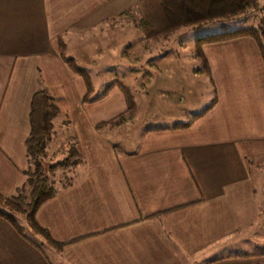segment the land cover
Instances as JSON below:
<instances>
[{"label": "crops", "instance_id": "0c3cea01", "mask_svg": "<svg viewBox=\"0 0 264 264\" xmlns=\"http://www.w3.org/2000/svg\"><path fill=\"white\" fill-rule=\"evenodd\" d=\"M138 1L0 0V194L15 196L26 180L30 101L42 88L59 108L53 123L65 124L66 149L82 160L66 172L70 185L59 184L36 214L60 247L39 235L28 241L0 219V264H264L259 47L251 37L204 45L209 76L194 42L191 54H143L142 70L131 63L137 53L105 51L109 31L139 27L129 12ZM59 37L76 63L130 60L128 70L145 76V115L165 124L122 135L138 118L135 98L132 119L98 128L125 111L123 94L114 87L106 102L84 103V82L62 60ZM182 59L199 67L185 68ZM214 87L215 105L174 128L210 105Z\"/></svg>", "mask_w": 264, "mask_h": 264}, {"label": "trees", "instance_id": "16d2710c", "mask_svg": "<svg viewBox=\"0 0 264 264\" xmlns=\"http://www.w3.org/2000/svg\"><path fill=\"white\" fill-rule=\"evenodd\" d=\"M250 10H256L260 14L259 24L256 27L225 30L194 41V58L201 65L203 72L209 76V67L202 51L206 44L251 37L256 41L264 63V2L259 3L257 0H139L129 12L139 17V28L143 38L158 42L172 36L182 28H202L211 21L230 20ZM58 50L65 64L78 74L84 82L86 89L82 99L84 103L105 96L114 87L123 94L126 105L125 111L112 121L99 124L98 128L107 124L119 125L133 118L137 110V103L134 94L126 84L118 79H113L107 84L100 96L94 97L95 91L90 76L77 65L75 59L67 56L66 44L62 37L58 38ZM213 92V99L205 110L194 115L190 121L175 125L174 128L187 127L209 111L216 103L215 87ZM58 113L59 108L47 89L42 88L32 95L29 110L30 131L25 140L29 159L28 167L23 171L26 180L17 189L18 194L13 199L0 194V219L8 222L20 236L28 241L30 239L26 232L30 230L57 248L60 245L53 241L49 233L38 224L36 214L39 208L57 191L59 184L50 180L54 171L61 168L62 176L66 178V172L69 168L82 163L75 147H70L66 156L54 164L43 162L48 143L54 133L53 120ZM62 182L60 183L61 186L68 187L71 179L66 178ZM17 216L22 217L24 225L18 221Z\"/></svg>", "mask_w": 264, "mask_h": 264}, {"label": "rangeland", "instance_id": "374dc122", "mask_svg": "<svg viewBox=\"0 0 264 264\" xmlns=\"http://www.w3.org/2000/svg\"><path fill=\"white\" fill-rule=\"evenodd\" d=\"M260 14L256 10H250L245 14L238 16L236 18L230 20H214L202 28H182L176 31L171 38H166L159 43H154L152 41H146L143 38L140 32L139 27L131 28H124V29H116V32L110 33L106 36V53L112 51L113 53H122L129 57V55H134V52L137 53L138 60L132 61V66H136L142 68L144 70L145 67V59L141 56L147 52H156V51H178L180 53H192V45L194 40L207 36L209 34H215L222 31H232L241 28H248V27H256L259 24ZM119 31V32H118ZM95 42L98 40V37L94 38ZM166 41V42H165ZM91 48L96 49L97 43L92 44ZM114 48V49H111ZM115 51V52H114ZM111 53V52H110ZM130 61V60H129ZM127 60H119V59H106V60H98L93 61L90 59L78 60L77 64L81 68L85 69L90 78H92L95 92L93 96H100L103 90L106 88L107 84L113 80L118 79L131 89L132 93L134 94L137 102H138V118L134 121V125L126 124L123 126L121 130L122 135L129 136L136 135L141 133L144 129H148L155 126H163L165 123L162 119L164 118H151L145 115V97L144 92L140 91V84L145 82V76L140 74H134L133 72L128 70L130 64H126L129 62ZM121 62L122 66L117 64L113 66L115 63ZM178 62V60H177ZM184 63L185 68H193L199 67L197 62L194 60H186L182 59L181 63ZM192 63H194L192 65ZM140 71V70H139ZM115 90H117L115 88ZM104 96L97 98L96 100L100 99L102 101H107V98H103ZM106 99V100H105ZM115 97L110 98L108 102L115 101ZM202 102H205V97L202 98ZM103 113V112H102ZM65 124H59L57 121L54 123V133L51 142L48 143L47 151L45 156L43 157V162L45 163H52L54 164L57 160L64 158L67 154L68 143L65 141V132H64ZM135 130L136 133L134 132ZM72 147V146H70ZM69 147V148H70ZM51 149V150H50ZM53 151L54 155H51ZM28 167V165H27ZM67 178V177H66ZM62 170L61 168H57L54 173L50 176V180L55 184L63 183ZM18 192L16 191L15 196L7 197L9 199H13L16 197ZM18 221L24 225V221L22 217L17 216ZM26 234L33 239L39 240L36 234L32 233L30 230H27Z\"/></svg>", "mask_w": 264, "mask_h": 264}]
</instances>
